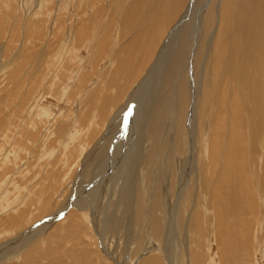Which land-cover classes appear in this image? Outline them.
<instances>
[{
  "label": "rangeland",
  "instance_id": "374dc122",
  "mask_svg": "<svg viewBox=\"0 0 264 264\" xmlns=\"http://www.w3.org/2000/svg\"><path fill=\"white\" fill-rule=\"evenodd\" d=\"M5 1L6 0H4V2ZM112 1L113 0H26L24 2H21L19 6L20 8L18 7V9L9 7V9L5 10V7L0 6V46H6L10 42L11 44H14L13 47L16 50L19 49L23 53V57H21L19 65L14 68L6 67L7 70L5 71V73L0 75V160H3L2 162L5 161L4 163L0 164V186L1 184L3 185L5 181H11V186L10 184L7 185L8 195L0 190V193L2 191V193L0 194V205L5 206H2V208H0V245L3 246V248L0 246V254L8 256L12 260H14L15 258L14 261L17 262L25 255L18 251L15 255H11L12 252H15L14 248H16L17 245H25L28 242L37 240V236L33 238L30 236V234H28L29 231L34 230L33 228L41 227L42 224H48L43 232V239L45 242L35 241L36 243H39H37V251L35 250L36 252L34 251L32 253H30L31 251L28 252L30 254L26 258V261L25 259L24 262L23 260H21L19 262L20 264H173L171 262L165 261L164 257L160 255L161 253L159 251L157 253V243L154 242L153 239L151 240L147 233L148 225L147 227L136 225V223L132 221L130 210L127 208L119 207L115 202H113V199L110 200L108 206H105L104 200L102 198L98 199L92 204V208L88 213L84 214L83 210V207H86L87 205L91 206V202H93L95 195L99 192L98 189L103 188L104 185H107V187L105 190L103 188V193L107 191L108 199L111 198V195L113 194L112 189L115 185L114 183L115 181L117 182L118 179L116 171L120 166L117 161L119 158H114L115 152L119 153V157L125 156V161L127 160V163L137 160V135L135 136L134 133L133 135H131L132 130L131 128H128L129 119L131 118V115L133 113L134 105H128V103L125 102L127 100L126 97L131 95V93L133 92L132 89L136 87L137 84H139L137 85V87H139L143 82V80L151 70L153 64L155 63L158 52L161 48H163L165 44L164 42L167 40L172 30L176 28V26L183 18L182 16H184V12L187 8L186 6L189 3V0H146L145 7L143 6L141 10H138V7L140 5H143L142 2L141 4H139L140 2H138V0ZM199 1L200 0H198V2ZM205 1L206 0H201L202 6H204ZM216 1L211 2V6L217 5ZM263 1L264 0H240L243 12H245L246 10H250L251 16L255 15L258 16V18L263 17V20L253 21L252 19H247L249 16H246L244 13H242L241 16H238L236 13L235 16H233L231 25L230 22L221 23V41H219L215 45V48L216 46H218L219 51H223L224 58L225 56L230 57V55L232 54H238L239 59L237 64L244 66L247 64L245 66L246 69H251V67H249V64L253 66L254 71L250 70V72L247 73L248 76L252 74L251 76H249L250 82H247L250 83L249 86H251L255 91L256 102H258V104L262 102L264 107V67L263 69L261 68V65H264V41H262L264 40ZM136 2L138 3L136 4ZM133 3L135 4L133 5ZM62 4L63 8L62 6H60ZM107 6L109 7V10L107 11L108 13L103 8ZM131 6L134 10L130 8ZM25 10L27 12H25ZM123 10L126 14L125 17L128 16L129 19L124 18L123 20L122 18H120L117 12ZM29 11L41 12V17L33 18L31 17L33 13H30ZM19 12L21 13L19 14ZM216 13L217 11L213 15H215ZM102 14H105V17ZM100 16L102 17V19L100 18ZM17 17L21 18V20L19 19L18 29H14ZM43 17L46 18L44 19ZM62 18L64 19L63 23L58 24L56 20ZM38 19H42L41 24H37ZM100 19L103 20V23H100ZM120 21L123 22L121 23ZM125 21L127 24H125ZM67 23L69 24L68 26ZM40 26L43 27L41 28ZM199 26L201 27V33L199 32V34L204 35L203 32H205V29H211V27H213V21L211 20L209 22L207 19L205 25V23L201 19ZM244 26L245 28H247L245 29ZM65 27L67 30L65 29ZM28 29H30L32 32H30ZM213 30L211 29V32ZM42 31L45 32L43 33ZM208 31L209 30H207V32ZM123 33H125V35ZM67 34L74 35L73 42L75 46H72L70 48V50L67 52L68 54L66 53L62 57H57L58 53H63L62 50L66 52L69 48V44H67V41L64 38L67 36ZM76 35H78V37ZM78 42L80 44H78ZM87 43H89L90 45H88ZM253 43L255 44V46L254 48H251ZM61 44L62 46L60 47ZM63 46H65L64 49ZM43 48L48 49V54L45 53L43 55L44 61H35L36 58H41V52L39 51ZM148 50H150L151 52ZM8 55L9 54L5 55L3 53H0V63L3 62L2 65H5L4 61ZM189 56L190 55L187 56L188 60H190ZM64 57L66 58L65 61L68 62H64ZM224 58L221 59L222 64L226 60ZM60 59H62L63 61ZM56 60L58 64L55 63ZM257 60H259L260 62ZM35 63L38 64V67ZM53 63H55V67L53 66ZM79 63L82 65H80ZM9 65L11 64H8V66ZM35 66L37 68H35ZM143 66L145 67L143 68ZM52 67L55 69H53ZM32 70H37L36 75H34ZM259 72H261V74H259ZM66 74L68 76H66ZM211 74L214 80L217 81L218 77H214L213 69ZM10 75L12 77H9ZM70 76H73L75 78V81ZM254 76L257 79L254 78ZM20 78H22V86H19V90H17V93L19 92L21 94V97L18 98V96L14 94L10 98L11 103L8 101L9 99H3L7 92V88H9L10 91L14 84H18L19 80H21ZM7 79H12V81L8 84ZM134 79H136V82L134 81ZM45 80H47L48 82ZM133 81L135 83H133ZM241 81L243 82V91L246 92L245 89L249 86L245 85L243 80ZM74 86L76 87L74 88ZM128 87L130 89H128ZM125 90L126 92L123 94ZM85 93L87 95H85ZM257 94H259V99L256 97ZM87 96L88 98H86ZM33 98L35 99V101L33 100ZM32 102L38 103L39 112L36 111L35 113L34 111L33 113V111H31L28 112V114H25L28 105ZM94 103L97 105H95ZM125 103L127 105H125ZM10 104H12L14 110L13 108H11ZM42 107L45 109L47 115L43 111L44 109ZM118 107L119 110H117ZM10 108L12 111L10 110ZM120 108L124 111L120 110ZM93 109L95 112L93 111ZM216 110L217 107L214 108V116H217ZM80 111H84V114L82 115V117L80 116L81 118L79 119V122L78 116ZM120 112H122V115L119 118L120 124H116L119 125V129L115 128L113 131V126L111 125V123L114 121V117H116ZM247 112L251 113L249 111ZM11 113H13L14 116ZM31 114H33V117L31 116ZM38 114L41 115V119L39 118V116H37ZM97 114L98 116H100L98 117ZM239 114L238 116L241 117H239V119L243 118V121H239L238 124L239 126H241H238V129H236V134H240V137L239 134H237L239 137V139H237V142L238 144L239 141L240 143L243 142L244 145H242V147H245L244 153L248 152L247 154L243 153V156L242 154L238 156V164H240V160L242 159L241 164H243L242 166L246 171L245 175H242V173L240 172L242 182L239 187L246 188V191L244 190L243 192L239 193L233 192L228 189L225 190V202L221 204L220 208L217 207V203L215 202V211L212 203H210V208L206 206L204 200H202V197L206 199V202H208V199L199 194L201 193V191L198 190V193L197 191H195L193 193V198L191 201L192 206L185 210V212H187V214L189 213L190 216L194 214L192 216L194 217L193 220H195V225L193 227V221L191 220L190 226H192L187 231L188 233L185 232L182 236L179 234V227L176 221L173 219V212H176V210L178 211L179 204H177L174 200L169 199L172 202L170 205L171 208L170 211H166L169 201L167 200L168 198L165 197V200L168 201V203L164 205L165 210L161 215L163 216L164 214L163 217H167L166 219H168L167 214L169 215L170 212L172 213L170 215L172 218L170 219L173 223V227H175V231L178 230V238L180 239L179 245L182 247V240L187 239V241H189L191 239L189 244L190 250L195 251L196 248L201 249V253L197 255V257L201 258V264H264V224L261 225L262 222L264 223V219H262L264 217V177L262 178V176L258 175V173L262 174V167H258V161L253 162L255 157H258L257 160L260 159V156L264 157V136L262 138L263 143L261 153L257 155H250V150H248L249 148L247 147L252 146H248L249 140H251V138L250 133H247L245 128L246 125L248 126V117L247 114ZM34 115L37 116L38 119ZM62 115L65 119H62ZM72 115L73 117H71ZM48 116L52 118H48ZM253 116L256 121L264 123V118H261L260 112H255ZM56 118L59 120H57ZM74 118L75 121L73 120ZM100 118L101 120H99ZM27 119L28 121H26ZM53 119L58 122H54ZM60 119L62 122V126ZM91 119H94V121H92ZM37 120L39 121L37 122ZM96 122H98L100 125ZM227 122L226 124L228 125L229 122ZM239 129L242 131L239 132ZM83 131L88 132L84 135ZM217 131L214 132V135ZM209 132L210 133L208 134V137L212 135V130H209ZM65 135L66 137H68L66 138ZM222 135H220L219 138L215 140L216 147L220 150V153L224 152L225 154H227V141H224L227 139L226 131L224 132L223 138ZM87 136H89L90 138ZM96 138L99 140V142H96ZM243 138L246 139L243 141ZM47 143L49 146L47 145ZM204 144L205 146L200 144V146L198 147V152L192 153L191 150V155L193 157H196L197 155V158L199 157L200 160H206L208 165L211 167V163L207 159L208 150L210 148L209 140L207 138H205ZM86 147L89 150H86ZM126 147H129V149H127ZM242 147L241 151L243 150ZM74 154H76L77 156ZM82 155L85 156L82 157ZM102 155H104V159H100ZM248 155H250V157ZM178 159L179 158H175L174 161V163L176 162L175 166L177 167L181 162H178ZM44 162L46 164H44ZM251 164L252 166L250 167ZM25 167H28V170H26ZM123 167L124 166L122 165V168ZM39 168H42L40 176L32 178V173ZM251 169L252 174H248L249 170ZM61 170L66 172L64 173ZM89 170H91L90 173H88ZM169 173L170 171L168 170L167 175H170ZM88 174H90V176H88ZM208 174L210 175V172ZM35 178L36 180H34ZM168 179L170 181L169 176ZM226 180L228 179L226 178ZM176 184H178L177 180L169 182L168 186H174L173 188H170V186L168 188V186L163 185L161 194L165 192V187L166 192L171 189L168 194H174L177 191ZM194 195H197V197ZM198 195H201L202 197H198ZM66 196L69 198H66ZM79 200L84 202L79 205ZM65 201L66 204L68 203V206L65 205L62 208V211H60V207L65 203ZM198 205L200 206L198 207ZM12 207L14 208V210ZM4 208L7 209L4 210ZM107 208H110L112 211L111 217H115L121 220H119L120 225H117V230L114 233L111 232L110 226H107L109 215L106 211ZM196 208L198 211L196 210ZM256 208L258 211L256 210ZM188 210L191 212H189ZM165 211L167 214L164 213ZM103 212L104 214L100 215ZM87 215L89 217H87ZM195 215L198 216V218ZM258 216L261 218H259ZM204 218H206V220ZM215 218L216 220L218 218V220L216 221ZM222 218L223 220H221ZM251 221H253L252 224ZM214 224H217L219 232L215 238L213 236V233L212 235L208 234L210 227H214ZM223 225H226V227H224ZM27 226L29 227V229L27 228ZM261 226L263 229L260 228ZM24 227H26L27 229H25ZM240 231L243 233V235ZM128 234H130V239ZM252 235L253 238L251 237ZM45 236H48L47 239H45ZM134 236L136 237L135 242ZM231 243L234 244V247L233 244L231 246ZM201 246H204V248H201ZM219 248L222 249L223 254L217 251ZM175 253L177 254L175 256V259L178 260L181 251L179 249H175ZM181 257V260L184 264H189L188 258H186L185 256ZM197 257L194 256L195 259H197ZM52 258L55 259L53 260ZM154 258H156V261L152 262L150 259ZM144 259H146L147 261H145ZM6 262H9V260L1 262L0 264H5Z\"/></svg>",
  "mask_w": 264,
  "mask_h": 264
},
{
  "label": "bare ground",
  "instance_id": "6f19581e",
  "mask_svg": "<svg viewBox=\"0 0 264 264\" xmlns=\"http://www.w3.org/2000/svg\"><path fill=\"white\" fill-rule=\"evenodd\" d=\"M24 2L26 0H0V6L5 7L6 9H9V7L17 8L20 6L21 2ZM114 1V0H113ZM112 1V2H113ZM135 1V0H134ZM153 1V0H152ZM215 2L216 0H206L204 6L201 5V0L198 2V0H189V3L187 4V8L184 12V16L181 19L180 23L176 26L174 30L169 34L167 40L164 42L163 48L160 49V51L155 54H157L155 63L153 64L151 70L143 80V82L140 84L139 87H134L132 89V93L130 96H127V100L125 101L128 103V105H134L133 106V113L131 115V118L129 119V126L128 128H131L132 132L137 135V160H134L133 162L127 163L125 161V156L119 157V153L115 152V159H118V163L120 164L118 170L116 171L118 175L117 182L115 181V185L113 186V194L111 195V198L108 199L107 191L103 193L106 189L107 185H104L103 188L98 189V194L95 195V198L93 202H91V206L87 205L86 207H83L84 214L88 213L89 210L92 208V204L98 200L103 199L105 206L109 205V202L111 199H113V202H115L119 207L127 208L131 212L132 221L136 223V225L140 226H146L148 225V236L153 239L154 242L157 243V253L158 251L161 253L167 262H171L173 264H184L181 260V256H185L189 259V264H201V258L197 257L201 253L200 248H196L195 251L190 250L189 244L190 240H182V247L179 245L180 239L178 238L179 234L182 236L185 232L189 230L191 224V220L193 221V227L195 225V220H193L194 214L190 216V214L185 212L189 207L192 206L191 201L193 198V193L198 190L201 191L202 196L208 199V202H206V199H204L201 195H198L202 197V200H204L206 206L208 208L211 207V204L216 202L217 207L220 208L221 204L225 202L226 199V193L225 190H231L233 192H243L246 191V188H241L239 185H241V177L240 172L242 175H245L244 167L241 164L242 159L240 160V164H238V156L244 153V148L242 145L244 143L239 144L237 142V139H239L238 135L236 134V129L239 126V121L242 119H239L240 116L238 114L242 113V115H246L248 117V126L246 128L247 133H250L249 144L247 147L250 150V155H257L261 153L262 148V138L264 136V123H260L255 120L253 114L255 112L261 113V118H264V107L263 103L256 102L255 100V91L250 85L249 76L247 75L248 72L254 71L253 66L249 64L248 69L245 68L247 65H239L238 54H232L230 57L224 58L223 51H219L218 46L215 45L221 41V23H229L233 21V16L237 13V15L241 16L242 13H244L246 16H249L247 19H252L253 21H261L262 18H258V16H251V11L246 10L243 12L241 8V2L240 0H218L217 5L211 6V2ZM43 2V1H42ZM92 2V1H91ZM109 2V1H108ZM117 2V1H116ZM121 2V1H120ZM126 2V1H124ZM140 5L138 7V10H141L142 7L146 5V0L139 1ZM136 2V4L138 3ZM149 2V1H148ZM157 2V1H156ZM65 3V2H64ZM102 3V1H101ZM66 4V3H65ZM113 4V3H111ZM129 4V3H128ZM135 3H133L134 5ZM151 4V2H150ZM155 4V1H154ZM178 4V3H177ZM182 4V3H181ZM210 6H209V5ZM213 4V3H212ZM249 4V3H248ZM264 5V1L262 3ZM93 5V4H92ZM122 5V4H121ZM132 5V6H133ZM24 6V5H23ZM63 8V4L60 5ZM67 6V5H65ZM132 6L130 7L131 9ZM182 6V5H181ZM110 7V5H109ZM109 7H103L106 12L109 10ZM128 7V6H125ZM178 7V6H177ZM183 7V6H182ZM20 8V7H19ZM94 9V8H93ZM112 9V8H110ZM144 9V8H143ZM248 9V8H247ZM2 10V9H1ZM101 10V9H100ZM104 10V11H105ZM122 10V9H121ZM128 10V9H127ZM134 10V9H133ZM15 11V10H14ZM24 11V10H23ZM22 11V12H23ZM102 11V10H101ZM103 11V12H104ZM112 11V10H111ZM182 11V10H180ZM217 13L213 15L215 12ZM17 12V11H16ZM15 12V13H16ZM25 12H27L25 10ZM33 13L31 17L37 18L41 17V12H31ZM92 12V10H91ZM130 12V11H129ZM179 12V11H178ZM12 13V12H10ZM14 13V14H15ZM21 12H19L20 14ZM24 13V12H23ZM108 13V12H107ZM120 18L124 20L125 12L120 11L117 12ZM116 13V14H117ZM128 13V12H127ZM256 13V12H255ZM9 14V13H8ZM13 14V15H14ZM106 14V13H105ZM105 14L103 15L105 17ZM140 14V13H139ZM151 14V12H150ZM16 15V14H15ZM25 15V14H24ZM132 15V14H131ZM136 15V14H134ZM9 16V15H8ZM20 16V15H19ZM23 16V14H22ZM43 16V15H42ZM93 16V15H92ZM99 16V15H98ZM108 16V15H107ZM106 16V17H107ZM117 16V17H119ZM237 16V17H238ZM21 17V16H20ZM25 18V17H24ZM23 18V19H24ZM44 18V17H43ZM46 18V17H45ZM44 18V19H45ZM102 19V17L100 16ZM210 18V19H209ZM19 19L21 18L17 17V21L15 24L14 29H18ZM100 19V20H101ZM125 19V20H126ZM129 19V18H128ZM205 23L211 20L213 21V27L211 29L213 30L211 32V29H205L203 38L202 35L199 34L200 32V21ZM244 19V18H243ZM8 20V19H7ZM10 20V19H9ZM109 20V19H108ZM131 20V19H130ZM133 20V19H132ZM173 20V19H172ZM248 20V21H252ZM42 19H38L37 24H41ZM58 24L63 23L64 19H57L56 20ZM103 20H101L100 23ZM88 22V21H87ZM121 23L123 21H120ZM133 22V21H132ZM238 22V21H237ZM111 23V22H110ZM171 23V22H170ZM44 24V23H43ZM75 24V23H74ZM91 24V23H90ZM125 24L126 21H125ZM29 25V23H28ZM49 25V23H48ZM69 24L67 23V26ZM102 25V24H101ZM122 25V24H121ZM124 25V23H123ZM233 26V25H232ZM11 27V26H10ZM41 27V26H40ZM43 27V26H42ZM41 27V28H42ZM53 27V26H52ZM62 27V26H61ZM105 27V26H104ZM127 27V25H126ZM129 27V26H128ZM12 28V27H11ZM39 28V27H38ZM72 28V27H71ZM70 28V31H71ZM117 28V27H116ZM119 28V27H118ZM204 28V25H203ZM245 28V26H244ZM247 28V27H246ZM245 28V29H246ZM255 28V25H254ZM31 29V28H30ZM28 29L30 32L32 31ZM36 29V28H35ZM40 29V28H39ZM38 29V30H39ZM66 29V27H65ZM82 29V27H81ZM122 29V28H121ZM128 29V28H127ZM153 29V28H152ZM171 29V28H170ZM169 29V30H170ZM173 29V28H172ZM37 30V31H38ZM45 30V29H42ZM67 30V29H66ZM207 30H209L207 32ZM11 31V30H10ZM106 31V30H105ZM125 31V30H124ZM128 31V30H127ZM249 31V30H248ZM36 32V31H35ZM43 32V31H42ZM41 32V33H42ZM45 32V31H44ZM43 32V33H44ZM60 32V31H59ZM66 32V31H64ZM79 32V31H78ZM77 32V33H78ZM123 32V31H121ZM126 32V31H125ZM131 32V31H130ZM140 32V31H139ZM138 32V34H139ZM15 33V32H14ZM40 33V32H39ZM201 33V32H200ZM211 33V35H210ZM35 34V33H34ZM80 34V33H79ZM125 35V33H123ZM127 34V33H126ZM163 34V33H162ZM14 35V34H13ZM43 35V34H42ZM120 35V34H119ZM123 35V36H124ZM201 35V36H200ZM228 35V34H226ZM73 36L74 35H68L65 38L67 41V44H69V48L66 52L62 50L63 53H58L57 57L64 56L72 46L74 45L73 42ZM78 37V35H76ZM129 36V34H128ZM167 36V35H166ZM210 36V38H209ZM20 37V36H19ZM111 37V36H110ZM116 37V36H115ZM118 37V35H117ZM16 38V37H15ZM126 39V38H125ZM137 39V38H136ZM17 40V39H16ZM64 40V39H63ZM103 40V39H102ZM148 40V39H147ZM163 40V39H162ZM176 40V41H175ZM178 40V41H177ZM19 41V40H18ZM77 41V40H76ZM75 41V42H76ZM138 41V40H137ZM264 41V40H262ZM106 42V41H105ZM261 42V41H260ZM115 43V42H114ZM142 43V42H141ZM152 43V42H151ZM159 43V42H158ZM16 44V43H15ZM63 44V43H62ZM60 45V47L62 46ZM78 44H80L78 42ZM90 45L89 43H87ZM126 44V43H125ZM264 44V43H263ZM65 45V44H64ZM148 45V43H147ZM14 44H11L10 42L6 46H0V53H3L5 55L9 54L5 59V65H2L3 62L0 63V75L4 74L7 68L9 67H16L19 65V61L21 60V57H23V53L19 49H15ZM134 46V45H133ZM161 46V45H160ZM255 44L253 43L251 48H254ZM259 46V45H258ZM257 46V47H258ZM3 47V49H2ZM65 46H63L64 49ZM77 47V45H76ZM88 47V46H87ZM45 48V47H44ZM42 49L39 52H41V58L37 59L35 61L42 62L44 61L43 55L46 53L48 54V49ZM89 48V47H88ZM145 48V47H144ZM90 49V48H89ZM110 49V48H109ZM119 49V48H118ZM150 49V48H149ZM114 50V49H113ZM145 50V49H144ZM143 50V51H144ZM155 50V49H154ZM115 51V50H114ZM150 51V50H148ZM255 51V50H254ZM77 52V51H76ZM87 52V50H86ZM151 52V51H150ZM80 53V52H79ZM148 53V52H147ZM252 53V52H251ZM54 54V53H53ZM68 54V53H67ZM87 54V53H86ZM107 54V53H106ZM154 54V51H153ZM249 54V53H248ZM70 55V54H69ZM73 55V54H72ZM93 55V54H92ZM188 55L190 60H188ZM94 56V55H93ZM110 57V56H109ZM94 58V57H93ZM226 59L223 64L221 62V59ZM259 58V57H258ZM49 59V58H48ZM55 59V58H54ZM63 59V58H62ZM60 59V60H62ZM64 57V62L65 61ZM82 59V58H81ZM141 59V58H140ZM148 59V58H147ZM27 60V59H26ZM59 60V59H57ZM57 60L55 63H57ZM75 60V57H74ZM88 60V59H87ZM92 60V59H91ZM104 60V59H103ZM111 60V59H109ZM115 60V59H113ZM261 60V59H259ZM257 60V61H259ZM30 61V60H29ZM63 61V60H62ZM89 61V60H88ZM251 61V60H250ZM253 61V60H252ZM60 62V61H59ZM109 62V61H108ZM256 62V61H255ZM260 62V61H259ZM26 63V62H25ZM38 63V62H37ZM36 64V66L39 64ZM53 63V66L54 64ZM89 63V62H88ZM252 63V62H251ZM257 63V62H256ZM8 64H11L8 66ZM34 64V65H35ZM49 64V63H48ZM58 64V63H57ZM60 64V63H59ZM64 64V63H63ZM68 64V63H67ZM80 64V63H79ZM92 64V63H91ZM89 64V65H91ZM99 64V63H98ZM259 64V63H258ZM262 64V63H261ZM260 64V65H261ZM29 65V63H28ZM72 65V63H71ZM82 65V64H80ZM185 65V66H184ZM35 66V68H37ZM46 66V65H45ZM52 66V65H51ZM86 66V64H85ZM99 66V65H98ZM142 66V65H141ZM7 67V68H6ZM55 67V66H54ZM63 67V66H62ZM145 66H143L144 68ZM150 67V66H149ZM260 67V66H259ZM264 65H261V68L263 69ZM53 68V67H52ZM61 68V67H60ZM55 69V68H53ZM65 69V68H64ZM67 69V68H66ZM74 69V68H72ZM148 69V67H147ZM212 69L214 70V77H218V80H214L212 77ZM58 70V69H57ZM34 75H36L37 70H32ZM72 71V70H70ZM143 71V69H142ZM25 72V71H24ZM23 72V74H24ZM55 72V71H54ZM148 72V71H147ZM58 73V72H57ZM74 73V72H73ZM72 73V74H73ZM101 73V72H100ZM102 74V73H101ZM261 74V72H259ZM71 75V72H70ZM105 75V74H104ZM108 75V74H107ZM22 76V75H21ZM66 76H68L66 74ZM65 76V77H66ZM74 76V75H73ZM73 76H70L74 79ZM76 76V75H75ZM190 76V77H189ZM264 76V75H263ZM9 77H12L11 75ZM77 77V76H76ZM189 77V79H188ZM34 78V77H33ZM69 78V77H68ZM254 78H256L254 76ZM264 78V77H263ZM1 79V77H0ZM13 79V78H12ZM8 80V84L12 81ZM18 84L11 88L9 91V88H7V92L5 94V97L3 99H9L8 101L11 103V97L16 94L19 97H21V94L17 90H19V86L22 83V78H20ZM48 79V78H47ZM71 79V78H70ZM123 79V78H122ZM178 79V81H177ZM257 79V78H256ZM49 80V79H48ZM66 80V79H65ZM136 79H134L135 81ZM244 84L249 86L246 87V92L243 91V82ZM18 81V80H17ZM28 81V80H27ZM26 81V82H27ZM47 81V80H45ZM71 81V80H70ZM69 81V83H70ZM81 81V80H80ZM133 81V83H135ZM248 81V82H247ZM31 82V81H30ZM29 82V83H30ZM48 82V81H47ZM73 82V80H72ZM32 83V82H31ZM46 83V82H45ZM68 83V84H69ZM110 83V82H109ZM7 84V85H8ZM13 84V83H12ZM11 84V85H12ZM44 84V83H43ZM258 84V83H257ZM27 85V84H26ZM53 85V84H52ZM101 85V84H100ZM104 85V84H103ZM132 85V83H131ZM130 85V86H131ZM135 85V84H134ZM22 86V85H21ZM25 86V85H24ZM129 86V87H130ZM257 86V85H256ZM30 87V86H29ZM42 87V86H41ZM45 87V86H44ZM76 86H74L75 88ZM128 87V89H130ZM259 87V86H258ZM37 88V86H36ZM46 88V87H45ZM44 88V89H45ZM115 88V87H114ZM264 88V87H263ZM28 89V88H26ZM25 89V92H26ZM42 89V88H41ZM126 89V90H128ZM37 90V89H36ZM74 90V89H73ZM83 90V89H82ZM100 90V87H99ZM102 90V89H101ZM126 90L123 92V94L126 92ZM23 91V90H22ZM42 91V90H41ZM85 91V90H84ZM1 92V91H0ZM67 92V91H66ZM65 92V93H66ZM248 92V93H247ZM258 92V91H257ZM260 92V91H259ZM263 92V91H262ZM33 93V92H32ZM68 93V92H67ZM78 93V92H77ZM83 93V92H82ZM24 95V93H23ZM27 95V94H25ZM37 95V94H36ZM72 95V94H71ZM80 95V94H79ZM85 95H87L85 93ZM92 95V94H91ZM34 96V95H33ZM124 96V95H123ZM85 97V96H84ZM256 97L259 99V94L256 95ZM35 98V97H34ZM33 100L35 101V99ZM88 98V96L86 97ZM97 98V97H96ZM100 98V97H99ZM264 98V97H263ZM123 99V98H122ZM7 101V102H8ZM20 101V100H19ZM99 101V100H98ZM21 102V101H20ZM42 102V101H41ZM95 102V101H94ZM13 103V102H12ZM108 103V102H107ZM125 103V105H127ZM7 104V103H6ZM40 104V103H39ZM89 104V103H88ZM95 104V103H94ZM124 104V103H123ZM9 105V104H8ZM11 108H13L12 104ZM91 105V103H90ZM97 105V104H95ZM40 107V106H39ZM107 107V106H106ZM125 107V106H124ZM217 107V116L213 115L214 108ZM238 107V108H236ZM5 108V106H4ZM9 108V107H8ZM10 108V110H11ZM16 108V107H15ZM43 108V107H42ZM85 108V107H84ZM92 108V107H91ZM123 108V107H122ZM129 108V107H128ZM44 109V108H43ZM105 109V108H104ZM9 110V109H8ZM7 110V111H8ZM14 110V108H13ZM85 110V109H84ZM96 110V109H95ZM119 110V107L117 108ZM120 110H122L120 108ZM12 111V110H11ZM38 111V103L32 102L28 105V108L25 112V114H28V112ZM45 112V109L43 110ZM94 111V109H93ZM102 111V110H101ZM112 111V110H110ZM109 111V112H110ZM124 111V110H122ZM247 111L251 112L248 113ZM23 112V111H22ZM37 112V113H38ZM84 112V111H83ZM82 111L79 112L78 121L84 114ZM95 112V111H94ZM104 112V111H103ZM247 112V113H246ZM14 113V111H13ZM11 113V114H13ZM46 113V112H45ZM50 113V112H49ZM48 113V115H49ZM69 113V112H68ZM24 114V113H23ZM64 114V113H62ZM113 114V113H112ZM215 114V113H214ZM239 114V115H240ZM250 114V117H249ZM33 114H31L32 116ZM47 115V113H46ZM66 115V114H64ZM68 115V114H67ZM96 115V114H95ZM116 115V114H115ZM122 115V112L118 113L116 117H114V121L111 123L114 129H119V125H116L117 123L120 124V116ZM10 116V115H9ZM12 116V115H11ZM14 116V114H13ZM35 116V115H34ZM39 118L41 119V115L38 114ZM35 116V117H37ZM44 116V114H43ZM69 116V115H68ZM81 116V117H80ZM98 116V114H97ZM100 116V115H99ZM98 116V117H99ZM102 116V115H101ZM112 116V115H111ZM17 117V115H16ZM28 117V115H27ZM33 117V116H32ZM63 117V115H62ZM73 117V115L71 116ZM77 117V116H76ZM225 117V118H223ZM15 118V117H14ZM48 118H52L49 117ZM69 118V117H68ZM84 118V117H83ZM87 118V117H86ZM94 118V117H93ZM241 118V117H240ZM29 119V117H28ZM28 119L26 121H28ZM38 119V117H37ZM39 119V120H40ZM57 119V118H56ZM62 119H65L64 117ZM97 119V118H96ZM95 119V120H96ZM225 119V120H224ZM37 120V122L39 121ZM54 122L56 121L53 119ZM59 120V119H57ZM75 121V118L73 119ZM92 120V119H91ZM101 120V118L99 119ZM112 120V118H111ZM34 121V120H32ZM31 121V122H32ZM84 121V120H83ZM94 121V119L92 120ZM109 121V120H108ZM229 123H228V122ZM246 121V120H245ZM52 122V121H51ZM58 122V121H56ZM61 122V119H60ZM77 122V121H76ZM80 122V121H79ZM101 122V121H99ZM228 123V125L226 124ZM233 122V124H232ZM25 123V122H24ZM33 123V122H32ZM40 123V122H39ZM64 123V122H63ZM72 123V122H71ZM84 123V122H83ZM92 123V122H91ZM98 123V122H96ZM109 123V122H108ZM35 124V123H34ZM51 124V123H50ZM89 124V123H88ZM93 124V123H92ZM91 124V125H92ZM99 124V123H98ZM127 124V123H125ZM57 125V124H55ZM90 125V126H91ZM100 125V124H99ZM116 125V126H114ZM244 125V124H242ZM19 126V125H18ZM24 126V124H23ZM22 126V127H23ZM49 126V125H47ZM46 126V127H47ZM62 126V122H61ZM77 126V125H76ZM82 126V125H81ZM85 126V125H84ZM89 126V128H90ZM201 126V127H200ZM241 126V125H240ZM239 126V127H240ZM39 127V125H38ZM79 127V126H77ZM98 127V126H96ZM103 127V126H102ZM126 127V126H125ZM20 128V127H19ZM28 128V126H27ZM62 128V127H61ZM64 128V127H63ZM80 128V127H79ZM92 128V127H91ZM95 128V127H94ZM93 128V129H94ZM203 128V129H202ZM23 129V128H22ZM32 129V128H31ZM47 129V128H46ZM53 129V128H52ZM55 129V128H54ZM76 129V128H75ZM83 129V128H82ZM109 129V128H108ZM241 129V128H240ZM239 129V132L242 130ZM244 129V128H243ZM24 130V129H23ZM30 130V129H29ZM45 130V129H44ZM74 130V129H73ZM77 130V129H76ZM75 130V131H76ZM85 130V128H84ZM89 130V129H88ZM96 130V129H95ZM207 130V132H206ZM209 130H212V135L208 137V134L210 133ZM218 130V131H217ZM8 131V130H6ZM11 131V129H10ZM33 131V130H31ZM41 131V130H39ZM216 134L214 135V132ZM226 131L227 139L224 141H227L226 145L228 146V153L225 154L224 152L220 153V150L216 147L215 140L219 138L220 135H222V138L224 137V132ZM238 131V130H237ZM244 131V130H243ZM84 135L88 131H83ZM119 132V131H118ZM117 132V133H118ZM206 132V133H205ZM7 133V132H6ZM15 133V131H14ZM13 133V134H14ZM48 133V132H47ZM64 133V132H63ZM43 134V133H42ZM49 134V133H48ZM65 134V133H64ZM92 134V133H91ZM15 135V134H14ZM41 135V133H40ZM44 135V134H43ZM49 137V135H48ZM52 137V136H51ZM66 137V135H65ZM64 137V138H65ZM68 137V136H67ZM66 137V138H67ZM89 137V136H87ZM86 137V138H87ZM93 137V136H92ZM132 137V136H130ZM3 138V137H2ZM60 138V135H59ZM90 138V137H89ZM205 138L209 140L210 148L208 150L207 159L211 163V167L208 165L206 160H200L199 157L192 156L191 150L193 152H198V147L201 145H204ZM1 139V138H0ZM14 139V138H13ZM242 139V138H240ZM246 139V138H245ZM243 138V141L245 140ZM40 140V138H39ZM67 140V139H66ZM84 140V139H83ZM90 140V139H89ZM97 140V141H96ZM96 142H99V140L96 138ZM60 141V140H58ZM112 141V140H111ZM38 142V141H37ZM43 142V141H42ZM65 142V141H64ZM58 143V142H57ZM62 143V142H61ZM108 143V142H107ZM68 144V143H67ZM106 144V143H105ZM48 145V143H47ZM62 145V144H61ZM43 146V145H42ZM45 146V144H44ZM49 146V145H48ZM83 146V145H82ZM103 146V145H102ZM108 146V145H107ZM106 146V147H107ZM104 147V146H103ZM121 147V146H120ZM119 147V148H120ZM241 147L243 150L241 151ZM19 148V147H18ZM95 148V147H94ZM108 148V147H107ZM106 148V149H107ZM118 148V150H119ZM129 149V147H126ZM44 149V148H43ZM42 150V149H41ZM86 150L87 149L86 147ZM93 150V149H92ZM95 150V149H94ZM131 150V149H130ZM133 150V149H132ZM46 151V150H45ZM102 151V150H101ZM104 151V150H103ZM106 151V150H105ZM122 151V150H120ZM226 151V150H225ZM130 152V151H129ZM241 152V153H240ZM247 152V151H246ZM248 153V152H247ZM244 153V154H247ZM85 154V153H84ZM87 154V153H86ZM121 154V153H120ZM126 154V153H125ZM198 154V153H197ZM202 154V153H201ZM42 155V154H41ZM76 155V154H74ZM136 155V154H135ZM134 155V156H135ZM250 155H248L250 157ZM261 155V154H260ZM77 156V155H76ZM85 155H82V157ZM92 156V155H91ZM4 157V156H3ZM71 157V156H70ZM127 157V156H126ZM246 157V156H245ZM248 157V158H249ZM6 158V157H5ZM92 158V157H91ZM113 158V157H112ZM111 158V159H112ZM135 158V157H133ZM175 158H179L178 162L179 166H175ZM201 158V157H200ZM247 158V157H246ZM258 158V157H257ZM255 157L253 162L258 161V167H262V174H259V176L264 177V157L260 156V159L257 160ZM72 159V158H71ZM77 159V158H76ZM100 159H104V155L100 157ZM107 159V158H106ZM110 159V160H111ZM128 159V158H127ZM205 159V158H204ZM87 160V159H86ZM113 160V159H112ZM244 160V159H243ZM3 160H0V164L4 163ZM39 161V160H38ZM75 161V160H74ZM77 161V160H76ZM88 161V160H87ZM116 161V162H117ZM72 162V160H71ZM102 162V160H101ZM177 162V163H178ZM124 163V164H123ZM244 163V162H243ZM44 164H46L44 162ZM65 164V163H64ZM87 164V163H86ZM4 165V164H3ZM94 165V164H93ZM100 165V164H99ZM122 165L124 166L122 168ZM1 166V165H0ZM252 164L250 165V167ZM67 167V166H66ZM73 167V166H72ZM1 168V167H0ZM4 168V167H3ZM26 168V167H25ZM28 168V167H27ZM26 168V170H28ZM93 168V167H92ZM100 168V167H99ZM122 168V169H121ZM42 168L37 169L35 172L32 173V178L40 176ZM76 169V168H75ZM168 170L170 171V175H167ZM62 171V170H61ZM30 172V171H29ZM64 172V171H62ZM66 172V171H65ZM64 172V173H65ZM72 172V171H71ZM75 172V171H74ZM91 170H89L88 173H90ZM210 172V175L208 174ZM39 173V174H37ZM68 173V172H67ZM85 173V172H84ZM252 174V169L249 170L248 174ZM81 174V173H80ZM151 174V175H150ZM247 174V173H246ZM114 175V174H113ZM112 175V176H113ZM142 175V176H141ZM150 175V176H149ZM213 175V176H212ZM227 175V177H226ZM68 176V175H67ZM71 176V175H70ZM80 176V175H79ZM90 176V174H88ZM167 176V177H166ZM168 176L170 177V181L168 179ZM248 176V175H247ZM141 177V178H140ZM143 177V179H142ZM251 177V176H250ZM226 178L228 180H226ZM257 178V177H256ZM167 179V180H165ZM32 180V179H31ZM36 180V178L34 179ZM177 180V191L173 194H168L166 192H162L163 185L168 186L169 182H173ZM251 180V179H250ZM252 181V180H251ZM252 183V182H251ZM10 184L11 181H5L3 185L1 184L0 190L3 191L6 195H8V187L7 185ZM42 184V183H41ZM171 184V183H170ZM173 185V184H172ZM170 188H173L171 185H169ZM168 186V188H169ZM152 187V188H151ZM252 187V186H251ZM62 188V187H61ZM153 189V192H152ZM253 189V188H252ZM63 190V189H62ZM102 190V192H101ZM175 190V188H174ZM1 191V193H2ZM173 191V190H172ZM31 192V191H30ZM60 192V191H59ZM0 193V194H1ZM45 193V192H43ZM171 193V192H170ZM33 195V193H32ZM63 195V193H62ZM44 196V195H43ZM60 196V195H59ZM197 197V195H194ZM55 197V196H54ZM65 197V196H64ZM169 201L168 208L166 211H170V205L171 200H174L177 204H179L178 211L174 213L173 219L176 221L178 227H179V234L178 230L175 231V227H173V223L170 218H172L170 215L167 214L168 219H166L162 212L165 210V206ZM176 197V198H175ZM53 198V197H52ZM66 198H69L66 196ZM47 199V198H46ZM45 199V200H46ZM146 199V202H145ZM197 199V198H196ZM195 199V202H196ZM48 200V199H47ZM198 200V199H197ZM51 201V200H49ZM80 201V200H79ZM199 201V200H198ZM39 202V201H38ZM84 201H80L79 205H81ZM194 202V203H195ZM78 203V200H77ZM1 204V202H0ZM68 204V203H67ZM66 201L65 203L60 207V211H62V208L67 205ZM90 204V203H89ZM198 204V203H197ZM196 204V205H197ZM6 205V204H5ZM19 205V204H18ZM59 205V204H58ZM78 205V207H79ZM4 206V205H2ZM0 205V208H2ZM10 206V205H8ZM68 206V205H67ZM66 206V208H67ZM177 206V205H176ZM195 206V205H194ZM193 206V207H194ZM200 205H198L199 207ZM205 206V205H204ZM5 207V206H4ZM15 207V206H14ZM8 208V207H7ZM6 208V209H7ZM13 208V207H12ZM64 208V209H66ZM81 208V207H80ZM175 208V207H174ZM213 208V207H212ZM4 208V210H6ZM9 209V208H8ZM63 209V210H64ZM194 209V208H193ZM199 209V208H198ZM259 209V208H258ZM14 210V208H13ZM190 210V209H189ZM188 210V211H189ZM197 210V208H196ZM233 210V209H232ZM257 210V208H256ZM264 210V209H263ZM79 211V210H78ZM106 211L108 212V221L107 226L109 225L111 228V232H115L117 230V225H120V219L111 217L112 211L110 208H107ZM198 211V210H197ZM215 211V206H214ZM258 211V210H257ZM9 212V211H8ZM7 212V213H8ZM51 212V211H50ZM59 212V211H58ZM134 212V214H133ZM191 212V211H189ZM196 212V211H195ZM223 212V211H222ZM234 212V211H233ZM239 212V211H238ZM261 212V211H260ZM3 213V212H2ZM47 213V212H46ZM193 213V212H192ZM198 213V212H197ZM206 213V212H205ZM218 213V212H217ZM237 213V212H236ZM240 213V212H239ZM58 214V213H57ZM71 214V213H70ZM69 214V215H70ZM93 214V213H92ZM104 214L101 213L100 215ZM196 214V213H195ZM258 214V212H257ZM262 214V213H261ZM217 215V214H216ZM256 215V214H255ZM254 215V216H255ZM2 216V215H1ZM55 216V214H54ZM83 216V215H82ZM85 216V215H84ZM196 216V215H195ZM207 216V215H206ZM214 216V215H213ZM261 216V215H259ZM258 216V217H259ZM264 216V215H263ZM262 216V217H263ZM5 217V216H4ZM87 217H89L87 215ZM198 218V216H196ZM241 217V216H240ZM6 218V217H5ZM37 218V217H36ZM261 218V217H259ZM4 219V218H3ZM47 219V218H46ZM49 219V218H48ZM206 220V218H204ZM231 219V218H230ZM256 219V217H255ZM264 219V217L262 218ZM7 220V219H6ZM69 220V219H66ZM85 220V219H84ZM120 220V221H119ZM204 220V221H205ZM216 220V218H215ZM214 220V221H215ZM218 220V218H217ZM216 220V221H217ZM223 220V218L221 219ZM30 221V220H29ZM76 221V220H75ZM201 221V220H200ZM2 222V221H1ZM25 222V221H24ZM54 222V221H53ZM87 222V221H86ZM104 222V221H103ZM221 222V221H220ZM243 222V220H242ZM16 223V222H15ZM74 223V222H73ZM253 221H251V224ZM261 223V222H260ZM259 223V224H260ZM5 224V223H4ZM17 224V223H16ZM62 224V223H61ZM59 224V225H61ZM220 224V223H219ZM264 224L263 222L261 225ZM14 225V223H13ZM18 225V224H17ZM25 225V224H23ZM29 225V224H28ZM68 225V224H67ZM66 225V228H67ZM76 225V224H75ZM215 225V224H214ZM222 225V224H221ZM228 225V224H227ZM48 224H42L41 227L33 228L34 230L29 231L28 234H30L31 237H36L37 240L35 241H44L43 232L46 229ZM70 226V225H69ZM224 226V225H223ZM260 226V225H259ZM197 227V226H196ZM226 227V225L224 226ZM15 228V227H13ZM25 229H29L27 226L24 227ZM82 228V227H81ZM261 229L262 226L260 227ZM48 229V228H47ZM102 229V228H101ZM242 229V228H241ZM2 230V229H1ZM196 230V229H195ZM246 230V229H245ZM253 230V229H252ZM25 231V230H24ZM27 231V230H26ZM190 232V231H189ZM241 232V231H240ZM261 232V231H259ZM22 233V232H21ZM25 233V232H24ZM188 233V232H187ZM197 233V232H196ZM214 238L219 233L217 224L214 227H210L209 235H212ZM242 233V232H241ZM249 233V232H248ZM247 233V234H248ZM263 233V232H261ZM1 234V233H0ZM4 234V233H3ZM18 234V233H17ZM26 234V233H25ZM47 234V233H46ZM48 235V234H47ZM127 235V234H126ZM243 235V233H242ZM245 235V234H244ZM249 235V234H248ZM247 235V236H248ZM251 235V234H250ZM4 236V235H3ZM6 236V235H5ZM49 236V235H48ZM47 236V237H48ZM130 239V234H128ZM221 236V235H220ZM256 236V235H255ZM21 237V236H20ZM30 237V238H31ZM46 237V236H45ZM47 237L45 239H47ZM135 237V236H134ZM249 237V236H248ZM253 238V235L251 236ZM29 238V237H28ZM222 238V237H221ZM242 238V237H241ZM240 238V239H241ZM245 238V237H244ZM8 239V238H7ZM132 239V238H131ZM136 237L134 238L135 242ZM246 239V238H245ZM10 240V238H9ZM17 240V239H16ZM111 240V239H110ZM218 240V239H217ZM258 240V239H257ZM35 241H31L26 243L25 245L22 244L20 246H16L14 248V253L12 252L11 255H15L16 252H21L23 255L22 258H20L17 262L12 260L10 257L6 255L0 254V263L5 262L9 260V262H6L5 264H20L19 262L24 259L26 261V258L29 256L30 253L37 251V243ZM220 241V240H219ZM256 241V240H255ZM11 242V241H10ZM17 242V241H16ZM45 242V241H44ZM133 242V243H134ZM192 242V241H191ZM198 242V241H197ZM196 242V243H197ZM253 242V240H252ZM14 243V242H13ZM104 243V242H103ZM235 243V242H234ZM21 244V243H20ZM39 244V243H38ZM51 244V243H50ZM192 244V243H191ZM225 244V242H224ZM233 243H231L232 246ZM241 244V243H240ZM1 246V245H0ZM42 246V245H41ZM3 248V246H1ZM176 247V248H175ZM221 247V246H219ZM234 247V244H233ZM13 248V247H12ZM57 248V247H55ZM100 248V247H99ZM201 248H204V246H201ZM5 249V248H4ZM11 249V248H10ZM175 249H179L181 251L180 257L178 260L175 259V256L177 255L175 253ZM9 250V249H8ZM6 251V250H5ZM31 251V252H30ZM35 251V252H36ZM40 251V250H39ZM50 251V249H49ZM48 251V252H49ZM52 251V250H51ZM56 251V250H55ZM96 251V249H95ZM219 253H222V249L219 248L217 250ZM3 252V251H2ZM1 252V253H2ZM30 252V253H28ZM42 252V251H41ZM144 252V251H143ZM7 253V252H6ZM44 253V252H43ZM55 253V252H54ZM151 253V252H150ZM179 253V252H178ZM20 254V253H19ZM18 254V255H19ZM37 254V253H36ZM40 254V253H38ZM118 254V253H117ZM144 254V253H143ZM152 254V253H151ZM196 254V255H195ZM159 255V256H160ZM202 255V254H201ZM37 256V255H36ZM46 256V255H45ZM44 256V257H45ZM194 256L197 257V259L194 258ZM222 256V255H220ZM31 257V256H30ZM49 257V256H48ZM97 257V256H96ZM148 257V256H147ZM151 257V256H150ZM157 257V256H156ZM204 257V255H203ZM36 258V257H35ZM39 258V257H38ZM43 258V257H41ZM152 258V257H151ZM221 258V257H220ZM53 259V258H52ZM55 259V258H54ZM53 259V260H54ZM147 259V258H146ZM144 259L145 261H147ZM156 258L150 259L152 262H155ZM12 260V261H10ZM47 260V259H46ZM219 260V259H218ZM39 261V260H38ZM150 261V262H151ZM204 261V260H203ZM29 262V261H28ZM149 262V261H148ZM147 262V263H148ZM160 262V261H159ZM212 262V261H211ZM210 262V263H211ZM143 263V262H142ZM162 263V262H161ZM27 264V263H25ZM39 264V263H38ZM41 264V263H40ZM141 264V263H140ZM151 264V263H150ZM155 264V263H154ZM158 264V263H157ZM214 264V263H212Z\"/></svg>",
  "mask_w": 264,
  "mask_h": 264
}]
</instances>
